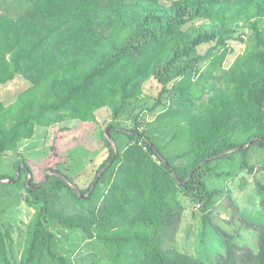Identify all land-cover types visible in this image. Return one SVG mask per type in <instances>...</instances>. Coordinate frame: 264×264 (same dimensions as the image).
I'll return each instance as SVG.
<instances>
[{
	"label": "trees",
	"instance_id": "16d2710c",
	"mask_svg": "<svg viewBox=\"0 0 264 264\" xmlns=\"http://www.w3.org/2000/svg\"><path fill=\"white\" fill-rule=\"evenodd\" d=\"M29 2L17 17L0 8V85L18 76L31 83L12 103L0 101V163L36 124L66 115L94 120L106 106L109 154L92 180L75 183L79 192L60 169L36 182L27 161L18 162L25 167L13 183L35 213L17 258L13 229L0 212V264H75L57 249L54 222L99 239L104 264H264V223L248 221L257 240L245 247L220 229L227 250L214 262L166 247L182 223L183 192L204 201L203 230L209 224L215 198L225 194L210 189L202 173L231 179L223 159L237 156L264 193V164L262 174L250 160L252 151L264 149V0ZM246 29L262 49L226 67L232 42H244ZM203 45L208 52L195 55ZM151 79L161 90L146 108L149 118L138 114L124 130L121 118ZM5 179L0 175V183Z\"/></svg>",
	"mask_w": 264,
	"mask_h": 264
},
{
	"label": "rangeland",
	"instance_id": "374dc122",
	"mask_svg": "<svg viewBox=\"0 0 264 264\" xmlns=\"http://www.w3.org/2000/svg\"><path fill=\"white\" fill-rule=\"evenodd\" d=\"M161 1L171 3L173 0ZM29 4V0H0V8L13 17H17ZM261 28L264 37V21ZM246 31L244 42H232L234 52L228 57L226 67L238 55L262 49L254 31L252 29H246ZM208 49L209 45H203L194 54H205ZM210 59L207 57L203 61L204 68ZM30 85L31 83L22 76H18L8 84L0 85V101L6 104L12 103ZM160 90L161 86L155 79H151L146 84L143 95L132 100L128 113L121 118L124 130H130L133 127V117L138 114L149 118L146 108L155 103ZM111 121V111L107 106L97 111L94 120L66 115L61 121H56L49 126L36 124L30 136L22 137L18 143L12 145V148L4 152L0 163V175L6 176L7 179L0 183V212L3 220L13 229L14 251L17 258L21 257L25 246L27 225L35 213V208L25 201V190H21L18 183H13L17 177L19 178V168L22 170L25 167L24 164L17 167L18 162L27 161L32 169L29 178L36 182H41L46 175L55 173L50 170L52 168L69 174L74 179V184L81 186L85 181H90L96 176L98 167L108 157L104 133L110 129ZM121 139V147H123L128 138L122 134ZM111 141L115 143L112 139ZM250 160L258 164L260 172L262 169L260 163L264 164V149L252 151ZM220 163L221 168L233 173L234 177L231 179L208 178V171L202 173V178L210 189L219 188L225 194L215 198L216 203L209 210L211 214L209 224L203 230L204 201L195 200L191 193L183 192L181 200L185 202L186 208L182 223L178 233L171 237L170 241L168 240L166 247L177 246L184 252L203 258L205 261L209 258L211 262H214L219 252L223 253L221 251L227 250L225 239L219 236L220 229L233 235L234 243L238 246L245 247L247 244L256 243L257 238L254 232L248 229V221L264 223V193L258 191L255 177L241 170L237 156L233 159H223ZM259 177L264 176L259 174ZM26 179L27 174H23L22 185ZM70 185L73 187V183ZM1 192L5 195H1ZM51 229L57 235V249L72 257L75 264L108 262L105 258L106 250L99 239H86L82 231H70L55 222L51 224Z\"/></svg>",
	"mask_w": 264,
	"mask_h": 264
},
{
	"label": "water",
	"instance_id": "95a60500",
	"mask_svg": "<svg viewBox=\"0 0 264 264\" xmlns=\"http://www.w3.org/2000/svg\"><path fill=\"white\" fill-rule=\"evenodd\" d=\"M115 144V143H114ZM250 145V144H249ZM248 145V146H249ZM115 146H116V153L118 152V147H117V145L115 144ZM232 150H230V151H227L224 155H226V154H228V153H230ZM20 170H21V168H19V171H18V175H20ZM58 174V173H57ZM101 174V173H100ZM17 179H18V177H17ZM71 183V182H70ZM73 188L77 191V192H79V188H78V186L76 185V184H74L73 183Z\"/></svg>",
	"mask_w": 264,
	"mask_h": 264
}]
</instances>
